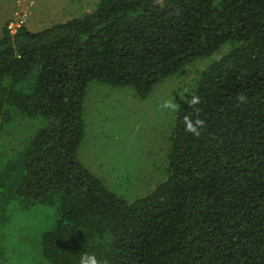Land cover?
<instances>
[{
  "label": "trees",
  "instance_id": "1",
  "mask_svg": "<svg viewBox=\"0 0 264 264\" xmlns=\"http://www.w3.org/2000/svg\"><path fill=\"white\" fill-rule=\"evenodd\" d=\"M201 58L213 60L177 109L166 178L127 201L79 159L88 85L147 99ZM18 118L37 129L0 160V222L9 206L50 210L45 264L85 253L106 264H264V0H100L40 31L7 23L0 132ZM186 118L203 121L198 136Z\"/></svg>",
  "mask_w": 264,
  "mask_h": 264
},
{
  "label": "rangeland",
  "instance_id": "2",
  "mask_svg": "<svg viewBox=\"0 0 264 264\" xmlns=\"http://www.w3.org/2000/svg\"><path fill=\"white\" fill-rule=\"evenodd\" d=\"M99 1L0 0V36L7 23L40 31L91 12ZM212 60L196 59L160 80L147 99H140L130 86L90 82L84 103V137L78 150L83 165L129 202L153 191L166 178L177 109ZM166 103L175 104V110L164 109ZM36 129L35 121L20 118L7 125L0 132V160L2 156L11 159L14 151L23 149ZM11 208L4 223L0 222V264H45L38 239L45 225L41 220L50 210L37 204L23 211Z\"/></svg>",
  "mask_w": 264,
  "mask_h": 264
},
{
  "label": "clouds",
  "instance_id": "3",
  "mask_svg": "<svg viewBox=\"0 0 264 264\" xmlns=\"http://www.w3.org/2000/svg\"><path fill=\"white\" fill-rule=\"evenodd\" d=\"M243 99V97H241ZM192 102L198 103L199 98L198 97H193ZM164 109L167 110H172L174 111L176 106L173 103H166L162 106ZM185 130L188 133H191L193 135H199V129L203 126V121L201 120H196L195 122L185 119ZM79 264H106V262L101 261L100 259L97 258V256L94 253H85L80 257Z\"/></svg>",
  "mask_w": 264,
  "mask_h": 264
},
{
  "label": "built area",
  "instance_id": "4",
  "mask_svg": "<svg viewBox=\"0 0 264 264\" xmlns=\"http://www.w3.org/2000/svg\"><path fill=\"white\" fill-rule=\"evenodd\" d=\"M19 27H20V24H14V23H11V24L9 25V28L11 29V31H12L13 33H15Z\"/></svg>",
  "mask_w": 264,
  "mask_h": 264
}]
</instances>
